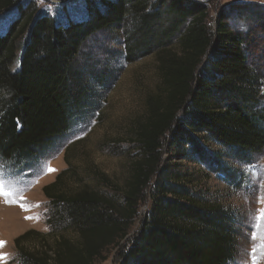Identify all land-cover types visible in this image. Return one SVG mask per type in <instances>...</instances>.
Returning <instances> with one entry per match:
<instances>
[{
  "label": "trees",
  "instance_id": "16d2710c",
  "mask_svg": "<svg viewBox=\"0 0 264 264\" xmlns=\"http://www.w3.org/2000/svg\"><path fill=\"white\" fill-rule=\"evenodd\" d=\"M78 1L83 14L61 22L33 1L0 0V13L13 5L18 11L0 31V159L40 158L93 105L94 87L107 74L78 61L101 30L122 32L131 56L154 52L163 86L148 97L147 117L135 129L142 157L125 189H66L69 169L59 173L43 187L51 229L15 238L18 264H98L116 246L120 264H230L239 246L237 215L195 197L181 171H159L160 156L168 134L193 145L205 134L238 157L264 151V16L247 18L246 33L221 15L214 31L204 1ZM148 187V212L122 243Z\"/></svg>",
  "mask_w": 264,
  "mask_h": 264
},
{
  "label": "rangeland",
  "instance_id": "374dc122",
  "mask_svg": "<svg viewBox=\"0 0 264 264\" xmlns=\"http://www.w3.org/2000/svg\"><path fill=\"white\" fill-rule=\"evenodd\" d=\"M29 1L61 22L67 17L81 16L85 9L80 1L73 0H59L55 4L51 0H18L17 4ZM195 1L207 2L214 31L221 15L246 33L250 19L264 16V0ZM17 12L13 5L0 13V31L7 28ZM173 42L177 45V38ZM16 65L19 68L20 61ZM85 65L107 74L108 79L95 85L93 105L74 119L69 132L56 139L36 160L17 164L0 159V264L19 263L14 244L18 235L28 229H51L47 222L51 202L43 187L59 173L69 169L64 176L66 189L86 186L114 195L116 190L125 189L133 164L142 157L134 143L135 129L147 117L148 97L163 86L156 55L145 51L131 56L122 32L105 29L85 43L78 66ZM261 96L259 109L263 111L264 86ZM196 137L197 143L193 145L178 142L168 134L159 171L167 167L181 171V180L195 197L222 204L237 215L239 246L230 264H264V151L249 158L238 157L205 134ZM150 190L146 188L138 218L122 243H127L146 216L151 204ZM120 250V246L111 248L107 259L98 264H120Z\"/></svg>",
  "mask_w": 264,
  "mask_h": 264
},
{
  "label": "water",
  "instance_id": "95a60500",
  "mask_svg": "<svg viewBox=\"0 0 264 264\" xmlns=\"http://www.w3.org/2000/svg\"><path fill=\"white\" fill-rule=\"evenodd\" d=\"M51 1L54 2V3H55V2H59V0H51Z\"/></svg>",
  "mask_w": 264,
  "mask_h": 264
}]
</instances>
